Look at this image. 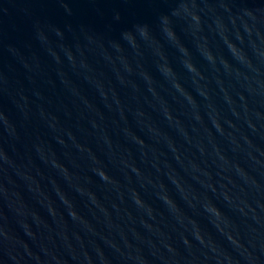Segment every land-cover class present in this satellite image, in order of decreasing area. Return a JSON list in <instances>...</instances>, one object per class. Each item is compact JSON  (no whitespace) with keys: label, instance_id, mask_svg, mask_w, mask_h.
Listing matches in <instances>:
<instances>
[{"label":"water","instance_id":"95a60500","mask_svg":"<svg viewBox=\"0 0 264 264\" xmlns=\"http://www.w3.org/2000/svg\"><path fill=\"white\" fill-rule=\"evenodd\" d=\"M0 264H264V0H0Z\"/></svg>","mask_w":264,"mask_h":264}]
</instances>
